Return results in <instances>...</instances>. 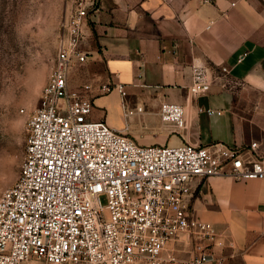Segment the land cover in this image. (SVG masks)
I'll return each mask as SVG.
<instances>
[{
	"label": "built area",
	"instance_id": "built-area-1",
	"mask_svg": "<svg viewBox=\"0 0 264 264\" xmlns=\"http://www.w3.org/2000/svg\"><path fill=\"white\" fill-rule=\"evenodd\" d=\"M99 1L71 0L38 106L26 122L18 175L0 193V264H168L178 258L163 250L182 234L193 243L191 264H223L212 248L223 247L224 238L189 210L190 183L221 173L264 179V154L256 142L248 157L220 142L142 145L102 119L90 120L85 91L91 85L70 87L68 75L87 58L82 26ZM190 69L189 89L206 91V69ZM98 90L110 89L100 84ZM122 105L125 117L143 110ZM159 118L184 127L178 103L162 102Z\"/></svg>",
	"mask_w": 264,
	"mask_h": 264
},
{
	"label": "crops",
	"instance_id": "crops-1",
	"mask_svg": "<svg viewBox=\"0 0 264 264\" xmlns=\"http://www.w3.org/2000/svg\"><path fill=\"white\" fill-rule=\"evenodd\" d=\"M81 46L87 58L73 65L68 81L78 90L91 85L85 91L92 100L90 120L102 119L142 145L220 142L248 157L249 144L256 142L264 154V0H100L84 21ZM192 64L206 69V91L189 89ZM84 76L92 82H73ZM100 84L110 91L101 93ZM123 98L142 106L139 130L95 112L119 111ZM164 101L183 107L184 127L160 120ZM205 109L220 113L207 115ZM190 186L191 214L225 240L212 253L223 264H264V179L221 173ZM162 254L180 260L173 264H191L192 242L182 234Z\"/></svg>",
	"mask_w": 264,
	"mask_h": 264
},
{
	"label": "rangeland",
	"instance_id": "rangeland-1",
	"mask_svg": "<svg viewBox=\"0 0 264 264\" xmlns=\"http://www.w3.org/2000/svg\"><path fill=\"white\" fill-rule=\"evenodd\" d=\"M71 3V0H0V193L18 175L27 136L26 122L38 106L59 36L72 11ZM81 78L73 82H92L87 76ZM122 101L119 111L110 113L105 107L95 112L104 115L106 121L127 123L131 130H139L145 117L139 112L125 117L122 104L127 109L133 106L125 98ZM101 201L105 202L104 196Z\"/></svg>",
	"mask_w": 264,
	"mask_h": 264
}]
</instances>
